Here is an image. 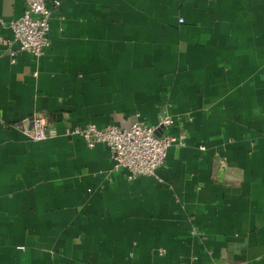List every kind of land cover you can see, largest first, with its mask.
Here are the masks:
<instances>
[{"label":"crops","instance_id":"obj_1","mask_svg":"<svg viewBox=\"0 0 264 264\" xmlns=\"http://www.w3.org/2000/svg\"><path fill=\"white\" fill-rule=\"evenodd\" d=\"M49 37L0 43V264H264V0H62ZM166 117L186 146L133 181L65 135Z\"/></svg>","mask_w":264,"mask_h":264},{"label":"built area","instance_id":"obj_2","mask_svg":"<svg viewBox=\"0 0 264 264\" xmlns=\"http://www.w3.org/2000/svg\"><path fill=\"white\" fill-rule=\"evenodd\" d=\"M62 0H26L23 15L16 20L2 23L9 27L12 38L0 37V43L9 46L17 44L19 50L41 58L51 46L49 37L53 10L61 6ZM183 23V20H180ZM12 62H15L16 52L10 51ZM174 120L166 117L157 126L137 121L129 128H121L110 124L99 128L94 124L85 127L69 128L65 131L67 137H80L88 148L106 145L111 152L113 170H126L130 181L142 176H156L158 169L163 167L168 157V151L173 146H186L184 134H174L171 128ZM15 128L34 142L45 141L48 138V119L42 115H34L15 123ZM160 133V136H157Z\"/></svg>","mask_w":264,"mask_h":264},{"label":"water","instance_id":"obj_3","mask_svg":"<svg viewBox=\"0 0 264 264\" xmlns=\"http://www.w3.org/2000/svg\"><path fill=\"white\" fill-rule=\"evenodd\" d=\"M161 134L160 133H157V136H160Z\"/></svg>","mask_w":264,"mask_h":264}]
</instances>
